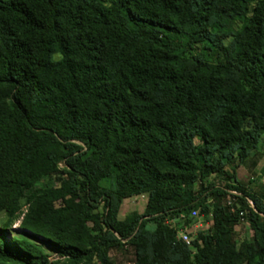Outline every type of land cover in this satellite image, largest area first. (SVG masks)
<instances>
[{
	"label": "trees",
	"instance_id": "obj_1",
	"mask_svg": "<svg viewBox=\"0 0 264 264\" xmlns=\"http://www.w3.org/2000/svg\"><path fill=\"white\" fill-rule=\"evenodd\" d=\"M263 137L264 0H0V264H264Z\"/></svg>",
	"mask_w": 264,
	"mask_h": 264
},
{
	"label": "rangeland",
	"instance_id": "obj_2",
	"mask_svg": "<svg viewBox=\"0 0 264 264\" xmlns=\"http://www.w3.org/2000/svg\"><path fill=\"white\" fill-rule=\"evenodd\" d=\"M233 165H229L228 169L232 170ZM263 167H264V137L261 143L260 151L255 153L246 163H244L240 167H237L235 170L237 172V177L241 183L259 189L264 184V174L262 172ZM250 180H254V181L251 183ZM38 185L41 187L55 186L57 185V181L54 175L48 176L41 179L38 182ZM146 199H147V195L145 196V198L136 197L128 200L126 199L122 205V211L120 215L121 218L123 219L126 216V214H128L133 210L144 212L146 206ZM6 218H7L6 213L4 211L0 212V224L3 221H5ZM18 224L19 221H17L13 225L14 230L18 229ZM196 225L197 228L194 229L193 233L197 232V230L202 228L203 226H206V220L203 217H200L196 222ZM251 234L252 232L247 223H242L237 225L236 237L238 240H242L247 236H251ZM47 250L51 253L52 259H55L58 256L56 253L52 251V249L47 248ZM111 256L116 264H133L135 257L134 249L129 246H126L123 249L112 252Z\"/></svg>",
	"mask_w": 264,
	"mask_h": 264
},
{
	"label": "built area",
	"instance_id": "obj_3",
	"mask_svg": "<svg viewBox=\"0 0 264 264\" xmlns=\"http://www.w3.org/2000/svg\"><path fill=\"white\" fill-rule=\"evenodd\" d=\"M230 193L235 194V195L239 194L237 191H231ZM136 197H137V198H138V197H142V198H144V194H142V195H138V196H136ZM228 203L230 204L231 202L229 201ZM192 216H194V217H198V216H199L198 211H197V210H193V211H192ZM196 228H197V225L194 224L193 227H192V230H191V227H189V226H186V227H184L183 229H180L179 232H178V238H180V239H181L182 241H184L186 244L191 245V243H192V239H193L192 234H194L193 231H194V229H196ZM195 233H196V232H195Z\"/></svg>",
	"mask_w": 264,
	"mask_h": 264
},
{
	"label": "crops",
	"instance_id": "obj_4",
	"mask_svg": "<svg viewBox=\"0 0 264 264\" xmlns=\"http://www.w3.org/2000/svg\"><path fill=\"white\" fill-rule=\"evenodd\" d=\"M145 194H144V198H145ZM132 198H136V196H134V197H132ZM129 199H131V198H129ZM128 200V199H127ZM146 202H147V199H146ZM121 211H122V209H121ZM120 215H121V212H120ZM121 217V216H120Z\"/></svg>",
	"mask_w": 264,
	"mask_h": 264
}]
</instances>
